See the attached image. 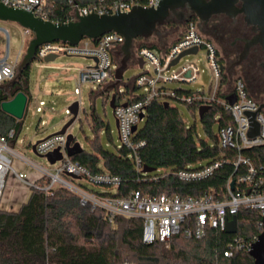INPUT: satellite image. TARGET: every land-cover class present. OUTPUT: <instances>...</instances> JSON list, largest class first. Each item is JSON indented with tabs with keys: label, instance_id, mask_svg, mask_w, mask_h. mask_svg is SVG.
Here are the masks:
<instances>
[{
	"label": "trees",
	"instance_id": "obj_1",
	"mask_svg": "<svg viewBox=\"0 0 264 264\" xmlns=\"http://www.w3.org/2000/svg\"><path fill=\"white\" fill-rule=\"evenodd\" d=\"M120 2L146 6L150 0H44V13L50 21L67 22L75 18L76 7L112 6ZM167 25L175 27L176 24ZM200 31L209 36L205 30ZM137 41L142 43L136 52L145 47L160 53L158 44L143 38ZM221 61L223 64L222 58ZM30 71V66L24 69L20 88L15 92L1 89L3 84L0 85V136H6L10 129H14L17 135L20 132L24 118L17 120L3 112L1 103L11 100L19 91L26 93L30 101ZM231 85L230 75L223 64L218 96L223 97V92ZM175 90L179 95L195 93ZM129 94V91L118 92L115 105L124 100L132 103L141 98V95L129 98ZM164 102L156 101L147 107L144 125L136 133V139L146 142L139 152L144 167L175 171L217 158H233L235 151L221 148L218 133L215 134L213 130L215 124L220 130L233 123L228 111L213 104L201 118L207 135L215 140V144L210 145L198 138L194 126H187L172 101L168 106ZM186 106L194 115L198 113V105ZM92 121L95 133L91 141L92 152L83 150L72 158L92 172H109L120 176L119 197H126L136 190L149 196L167 193L201 197L212 194L222 200L228 196L229 180L236 179L240 174V167L236 169L233 164L227 163L212 177L197 183H183L171 175L158 181H142L144 172L137 170L131 151L125 146L116 152L105 149L99 136L105 123L94 113ZM243 153L258 166L264 164L263 148H253ZM47 182L45 178L39 184L43 186ZM234 217L237 221L235 234L212 229L202 240L176 236L170 241L148 244L143 242L142 219L117 216L110 222L103 210L92 211L90 206L82 205L77 194L65 188H56L51 194L32 189L28 202L18 212L0 210V264H254L248 251L233 249V243L236 238L253 242L262 232V216L255 210L240 209ZM226 250H233V255L226 257Z\"/></svg>",
	"mask_w": 264,
	"mask_h": 264
},
{
	"label": "built area",
	"instance_id": "obj_2",
	"mask_svg": "<svg viewBox=\"0 0 264 264\" xmlns=\"http://www.w3.org/2000/svg\"><path fill=\"white\" fill-rule=\"evenodd\" d=\"M0 2L12 8L32 11L36 16L48 20L44 13V0H0ZM158 2L159 0H150L146 6H156ZM134 5L136 4L120 2L112 6L76 7V10L80 15L94 12L107 14L117 10L129 11ZM76 10L75 18L71 20L76 19ZM0 31L9 37L5 28H0ZM24 33L33 37V33L29 29L24 28ZM124 42L125 38L122 35L111 32L103 35L95 43L86 39L83 46H81L82 41L76 46L64 42L46 43L37 49L35 60L44 62V59L52 54L95 57L97 62L93 61V65L79 69L78 86L81 87L85 83L103 86L112 79V72L114 74L113 50L121 48ZM193 48H198V53L201 49L206 51L207 60L216 78V86L208 93L203 91L179 95L175 89L169 88L168 85L170 83L196 82L200 77V69L197 64L188 62L178 71H172L168 75L167 72L171 71L174 66L169 70L168 67L182 52ZM138 55L148 62L152 69L151 72L139 75L135 80L136 87L144 88L145 93L141 95L140 99L132 103L127 102V106H124V103L116 105L114 110L119 124L120 141L122 146L131 151V158L138 171L144 172L139 152L146 142L136 139V133L139 130V123L146 118L147 107L156 101L196 104L198 111L202 106L210 108L213 104L220 105L231 114L233 123L218 131L219 146L235 151L232 159L217 158L175 171L156 169L153 172H144L145 177L141 180L158 181L171 175L183 183H197L209 179L225 164L231 163L236 169L240 167V174L236 179L229 180L228 196L222 200H218L212 194L201 197L167 193L149 196L133 190L126 197H119L117 191L122 182L120 176L109 172H92L81 162L68 155L66 149L68 132L51 135L35 144L36 153L40 156H46L50 152L60 149L62 159L52 164L55 165L54 170L36 167L40 178L29 182L27 174L17 171L13 166L11 155H17L21 159L24 157L15 151L18 135L14 129H10L6 136H0V203L4 197L6 180L13 173L18 180L27 182L31 190L38 189L51 194L54 189L62 187L77 194L82 205L90 206L92 211L103 210L110 222L114 221L117 216L142 219L144 221L143 242L148 244L156 241H170L176 236L202 240L209 230H225L227 222L240 209L258 211L263 217L264 164L258 166L243 153V151L253 148L264 149V109L260 110L262 101L251 95L247 83L241 78L236 79L231 87L223 92V97L218 96L223 72L221 55L216 44L201 33L197 18H192L187 22L183 35L164 53L144 47L138 51ZM20 57L19 53L15 62H10V53L7 47L5 55L0 58V85L15 77ZM231 95H235L234 104L228 100ZM255 124H257V132L251 135V130L256 127ZM135 126H137V130L133 131ZM45 178L48 182L41 186L39 181ZM81 181L101 187L103 190L100 192L90 190L81 184ZM232 182H234L233 187ZM110 189H114V191L112 192ZM253 242L236 238L233 249L249 251ZM224 255L231 257L233 250H226Z\"/></svg>",
	"mask_w": 264,
	"mask_h": 264
},
{
	"label": "rangeland",
	"instance_id": "obj_3",
	"mask_svg": "<svg viewBox=\"0 0 264 264\" xmlns=\"http://www.w3.org/2000/svg\"><path fill=\"white\" fill-rule=\"evenodd\" d=\"M224 21H226V19H224ZM185 27L186 26L179 29L168 25L163 27L162 38L164 44L167 45V43L176 39L177 35L184 32ZM240 27V29H242L247 35L252 33L251 29L246 26L242 19L240 20ZM0 28H5L9 33V37H7L6 34L0 31V58L5 55L8 47L10 62H15L19 53L21 54V62L26 54L32 37L25 35L24 27L14 21L0 20ZM236 35L237 33L224 35L221 41L223 46L219 45L212 36L208 37L216 44L220 55L223 58L222 48L229 49L230 44L233 42ZM153 40H158V35H155ZM85 42L86 39L82 40L81 46H83ZM141 43L142 41H137L134 44V55L129 62V67L124 73L119 88H113L111 90H107V88L114 83L112 82L110 84L112 79L109 80L105 86H99L94 83H85L81 87L78 86L79 72L76 69V63H80L78 66L84 68L93 65L92 59L83 56L62 54L54 62L46 63L49 67H43L42 64H44V62L38 60L31 63L28 83L30 101L27 104L25 117L15 146V151L21 154L24 159H21L17 155H11L13 166L17 171H22L27 174V181L33 182L34 180L39 179V175L35 169L36 167H42L47 170L55 169V165L50 164L45 157H42L33 151V145L62 130L65 124L72 118L69 113V107L74 102H80L79 115L74 123L68 128L67 132L74 137L75 142L79 143L83 150L92 152L91 141L95 137V133L92 130L93 113L105 123V126L99 131L102 146L113 152H116L117 149L121 148L122 142L119 138L116 117L110 106V101L112 95L115 93H127L129 90L131 91L132 87L127 86V84L143 73L144 70L151 69L148 62H146L145 67L142 68L133 61L136 49ZM240 45L241 44L238 43L239 47ZM114 57L115 63L118 65L123 57L121 50L117 51ZM71 60H76V63L71 62ZM223 61L225 62V59H223ZM188 62L198 65L200 69L199 79L196 82L188 84L170 83L168 87L171 89H184L193 92L204 91L206 93L214 89L216 86V78L214 77L213 70L207 60L206 51L204 49H201L198 54L187 55L182 58L179 64L174 66L171 71L167 72V74H171L172 71H178ZM57 66H60L61 68H57ZM62 68L68 69L67 71H64L65 69ZM64 74L66 77H64ZM229 75L232 84L238 78L247 81L240 69H234L233 73ZM133 92L136 95H142L145 93V89L136 87ZM108 93H110V96L107 95ZM257 98L263 100L264 96ZM172 104L179 109L187 126L195 127L197 136L200 140L207 141L210 145L215 144V140L209 138L207 135L198 113L194 115L184 103L172 101ZM144 122L145 121H141L139 123V128L144 125ZM213 130L215 134L218 133V124L213 126ZM80 183L90 190L97 192L103 190V188L91 185L86 181H81ZM110 191L113 192L114 189H110ZM25 195H28V187L26 184L19 181L12 173L6 180L4 197L6 200H9L8 202H10V205L14 206L18 199L25 197Z\"/></svg>",
	"mask_w": 264,
	"mask_h": 264
},
{
	"label": "water",
	"instance_id": "obj_4",
	"mask_svg": "<svg viewBox=\"0 0 264 264\" xmlns=\"http://www.w3.org/2000/svg\"><path fill=\"white\" fill-rule=\"evenodd\" d=\"M188 8L198 19L199 23L207 25L216 15H226L236 20L238 15H243L245 24L250 27L254 35L251 38L243 39L245 42L244 51L240 56V62L244 60L250 49L259 46L264 52V0H159L156 6H143L136 4L129 11L117 10L114 13L100 14L90 13L80 15L76 10V19L69 22H53L36 16L32 11L12 8L0 2V20L14 21L25 29L33 33V37L28 45L26 54L17 67L18 77L22 75L25 68L29 67L36 58L37 49L46 43L64 42L72 46L78 45L82 40L89 39L97 41L103 35L111 32L118 33L125 38L120 50L123 54L118 65H115L114 77L107 90L119 88L122 83L124 73L129 67L134 54V44L138 38L145 40L153 36H162V28L172 23V15L182 19V10ZM198 53V48H193L182 52L168 67V70L176 66L182 58L187 55ZM66 55V54H65ZM59 55L52 54L44 59L45 63L54 62ZM92 60L97 62V58ZM117 93L112 95L110 106L113 111L116 108L115 99ZM231 104L235 102V95L228 97ZM28 104V96L23 91H19L11 99L1 103L3 112L22 120L25 116ZM166 106L169 101H165ZM127 106L128 103L123 104ZM80 102H74L69 107L71 119L65 124L61 131L56 134H65L68 128L74 123L79 115ZM264 109V102L261 103L260 110ZM209 110V106L199 108L198 114L202 118ZM143 118V116H142ZM116 126L119 127L116 119ZM251 130V135L257 132V124ZM137 130V126L133 131ZM55 135V134H53ZM68 155L74 157L83 151L81 145L74 141V137L69 134L66 145ZM33 151L36 152L35 145ZM45 157L50 164L62 159L60 149L50 152ZM156 171L155 168L144 167V172ZM232 187L234 182H232ZM225 231L230 234L237 232V221L233 217L227 222ZM249 255L254 259V264H264V216L262 217V232L252 243Z\"/></svg>",
	"mask_w": 264,
	"mask_h": 264
},
{
	"label": "flooded vegetation",
	"instance_id": "obj_5",
	"mask_svg": "<svg viewBox=\"0 0 264 264\" xmlns=\"http://www.w3.org/2000/svg\"><path fill=\"white\" fill-rule=\"evenodd\" d=\"M182 12L183 16L181 20L176 15L171 16L173 19L172 23L176 24L175 28H183L190 19L195 17L188 8L183 9ZM224 19H226V21H224ZM241 19L243 20V15H238L236 20L227 17L226 15H216L207 25L199 23V21L198 25L200 30H205L209 36H212V38L218 42L219 45H222L221 41L224 35L237 33L233 42L230 44V48H222L223 58L222 56L221 58L225 59V62L223 61L225 70L231 74L234 69H240L247 80L245 82L247 83L251 95L263 103L264 99L262 100L257 97L264 96V52L259 46L253 47L250 49L247 57L240 62V56L243 53L245 46L243 39L251 38L254 35L252 31L250 35H247L242 29H240ZM238 43L241 44L240 47L238 46ZM20 78L21 76L18 77V73H16L15 77L9 82L3 84L1 89L15 92L20 88Z\"/></svg>",
	"mask_w": 264,
	"mask_h": 264
},
{
	"label": "crops",
	"instance_id": "obj_6",
	"mask_svg": "<svg viewBox=\"0 0 264 264\" xmlns=\"http://www.w3.org/2000/svg\"><path fill=\"white\" fill-rule=\"evenodd\" d=\"M183 32H181L179 35H177V37H176V39H174L172 42H169V43H167V45H165L164 44V41H163V38H162V36H158V40H156V41H154L153 40V37L151 38V39H149L152 43H156V44H158L160 47H159V51H160V53H164L166 50H167V48L172 44V43H174V42H176L180 37H181V34H182ZM120 50V48H116V49H114L113 50V56H115V53L117 52V51H119ZM134 55V54H133ZM86 58H88V59H92V58H89V57H86ZM134 62H136V64L137 65H139L140 67H142V68H144L145 67V64H146V61H144L139 55H138V52H135V58H134V60H133ZM71 62H74V63H76V60H71ZM45 64V66H43ZM44 64H42V66L43 67H49V65H47L46 63H44ZM80 63H76V65H77V67H76V69H77V71H79V69H81V67L80 66H78ZM87 67V66H86ZM57 68H61L60 66H57ZM62 69H65L64 71H67V69L68 68H62ZM148 72H151V69H149V70H144V72L143 73H148ZM143 73H141V74H143ZM67 74V73H66ZM140 74V75H141ZM139 76V75H138ZM137 76V77H138ZM64 77H66V75L64 74ZM136 77V78H137ZM136 78L132 81V82H130L129 84H127V86H129V87H132V89H131V91L129 90V92H130V94L127 96V97H137V96H140V95H136V94H134V92H133V90L135 89V87H136V85H135V80H136ZM112 83V81L110 82V84ZM110 84H108V85H110ZM106 85V84H105ZM104 85V86H105ZM107 85V86H108ZM106 86V87H107ZM109 87V86H108ZM108 96H110V93H108L107 94ZM126 102V100H124L122 103H125ZM39 175V174H38ZM39 178H40V175H39ZM19 181H21V180H19ZM34 181H36V180H34ZM21 182H23V181H21ZM24 184H26V186L28 187V195H25V197H23V198H19L18 199V201L15 203V205L14 206H12V205H10V202H8L9 200H6V198L5 197H3V200H2V202L0 203V210H2V211H8V212H18L19 210H20V208L22 207V205L23 204H25V203H27L28 202V200H29V198H30V196H31V190H30V187H29V185H28V183L27 182H23Z\"/></svg>",
	"mask_w": 264,
	"mask_h": 264
}]
</instances>
